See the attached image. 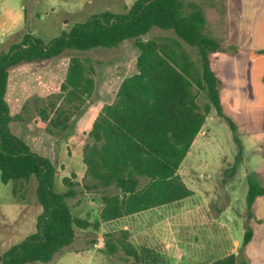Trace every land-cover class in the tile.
<instances>
[{
	"label": "trees",
	"instance_id": "obj_1",
	"mask_svg": "<svg viewBox=\"0 0 264 264\" xmlns=\"http://www.w3.org/2000/svg\"><path fill=\"white\" fill-rule=\"evenodd\" d=\"M203 6L194 0H135L124 12L105 10L76 23L70 30L46 43L27 31L21 42L0 53V176L11 184L13 195L26 190L36 178V196L42 206L36 230L13 244L0 264L49 263L76 238L75 228L93 227L126 216L179 202L193 190L179 170L192 144L213 110L229 124L242 155L237 124L223 112L222 80L213 69V55L233 52L207 29ZM154 29L172 35L146 38ZM133 40L138 49L137 71L125 77L112 102L103 105L83 147L86 171L82 186L100 195L102 209L94 222L73 214L70 200L78 195L79 182L63 178L64 191L55 189L54 161L35 152L15 133L11 122L23 119L12 113L9 91L15 66L57 59L66 51H88L97 47H117ZM258 53H264V48ZM96 66L89 57L69 55L63 79L48 95L38 113L49 132L66 131L72 117L96 91ZM205 95L208 101L200 103ZM75 174L73 173V176ZM247 219L254 217L253 206L264 195V184L256 173L247 177ZM106 234V252L121 250L131 264H147L149 255L129 239ZM253 238L248 225L239 255L230 253L209 264H249L244 254ZM141 248V249H140ZM244 254V255H243Z\"/></svg>",
	"mask_w": 264,
	"mask_h": 264
},
{
	"label": "rangeland",
	"instance_id": "obj_2",
	"mask_svg": "<svg viewBox=\"0 0 264 264\" xmlns=\"http://www.w3.org/2000/svg\"><path fill=\"white\" fill-rule=\"evenodd\" d=\"M11 1L26 8L27 21L16 36H0V53L7 52L12 43L21 42L27 31L48 43L93 14L105 10L124 12L135 0ZM194 1L203 6L208 19L207 29L218 39L226 41L238 27L239 42L235 48L240 51L239 68L244 72L249 62L248 48L264 47V0ZM172 34L154 29L146 38ZM69 55L89 57L95 64L96 91L72 117L66 131L51 133L38 110L48 102V95L63 79ZM137 55L133 40H125L117 47L66 51L57 59L22 64L11 70L9 98L12 113L23 116V119L11 122L13 131L35 152L54 161L57 167L54 187L57 191L66 189L63 184L65 176L80 183L78 195L70 200L71 208L75 216L92 222L99 217L103 204L99 194L82 186L86 171L82 160L83 147L90 139L93 121L103 105L112 102L122 80L137 71ZM262 62L261 69L264 70V59ZM251 65L249 71H254L255 67ZM253 80H257L256 77ZM207 101L205 95L200 97L201 104ZM207 126L210 128L204 130L209 135L200 133L197 136L191 153L180 168L183 180L194 187L192 198L181 202L178 211L167 213L170 220H165L163 213L162 219L156 223L159 235L155 238L157 256L154 264H209L213 255L220 257L230 250L233 239H237L241 246L250 225L247 219V177L255 173L264 149L248 135L239 134L243 150L237 158L239 148L227 121L213 110L208 115ZM36 185V178L32 177L26 190L15 196L12 185L4 184L0 176V261L8 248L36 230L37 217L42 211ZM137 219L132 220L133 234L129 239L139 247V230L145 226ZM123 226L122 221H117L103 224L99 230L76 227L75 241L51 262L30 264H131L133 259L123 251L110 254L103 249L106 234L112 232L120 236ZM255 231V240L246 247L255 262L260 263L264 259V225L255 226ZM178 248L182 251L181 257ZM241 257L240 254L239 259Z\"/></svg>",
	"mask_w": 264,
	"mask_h": 264
},
{
	"label": "crops",
	"instance_id": "obj_3",
	"mask_svg": "<svg viewBox=\"0 0 264 264\" xmlns=\"http://www.w3.org/2000/svg\"><path fill=\"white\" fill-rule=\"evenodd\" d=\"M25 10L26 8L23 5L19 6L18 3L15 4L11 0H0V36H6L10 34L16 36L21 30H23L27 21ZM237 29L238 27L235 29L236 32L226 39V41L221 39L225 45H235L239 42V38L237 37L239 31ZM1 42L3 41L1 40ZM262 48L264 47L251 46L248 48L249 51L247 55L249 56V62L245 65L246 69L244 72L239 68L238 59L240 51H237L236 53L217 52L213 55L212 65L215 73L223 82L220 88V98L223 112L237 124L239 134L248 135L264 149V70L261 69L263 66L262 59H264V53H258V50ZM250 62L252 63L251 67H255L254 71L253 69L249 71V66L251 64ZM254 77H256L258 82L257 80H253ZM207 122L208 116L199 134L201 133L204 135H209L208 133L206 134L204 130L205 127L210 128L207 126ZM194 143L195 141L193 142L192 147ZM190 153L191 151L188 153L187 157ZM262 156L263 159H261L259 165L254 169V172L257 174L261 183L264 184V153ZM188 187H190L193 192H195L194 187L189 185ZM191 198L192 195L179 202L149 209L117 220L124 223L123 228L128 229L131 233V236L133 234L132 220H135L136 217L138 218L137 220L139 224L142 223L141 225L145 226L143 229L139 230V233L141 238L140 247H143L146 253L149 255L147 264H154V260L157 256L155 253L157 252V248L155 246L157 245V240L155 238L159 234L156 223L162 219L163 213L166 215L165 220H170V218L167 216V213L178 211L180 209L181 202ZM253 212L254 217L250 219L249 224L253 228L254 233L249 244H251L256 238L255 226L264 225V195H260L256 198L255 204L253 206ZM97 219H99V217ZM117 221L104 222L102 225ZM140 228H142V226L139 227V229ZM233 240L235 241L231 242L229 247L230 250L223 253L222 256L220 255V257L230 253L240 255V243L237 239ZM178 251L179 257H181V249L178 248ZM244 253L250 264H264V259L260 263L255 262L253 257L249 254L247 247L244 250ZM214 256L215 255H213L212 260L220 258Z\"/></svg>",
	"mask_w": 264,
	"mask_h": 264
}]
</instances>
